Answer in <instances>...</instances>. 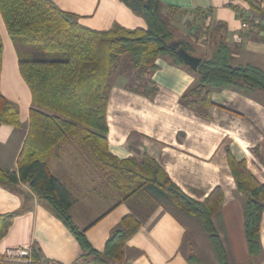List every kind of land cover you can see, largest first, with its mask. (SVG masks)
Returning a JSON list of instances; mask_svg holds the SVG:
<instances>
[{
  "label": "crops",
  "instance_id": "0c3cea01",
  "mask_svg": "<svg viewBox=\"0 0 264 264\" xmlns=\"http://www.w3.org/2000/svg\"><path fill=\"white\" fill-rule=\"evenodd\" d=\"M52 1L61 9L77 14L81 23L93 29L147 26L142 16L134 14L120 0ZM160 1L163 6L188 11L171 17L166 7L162 9L164 19L175 32L172 31L174 41L186 42L193 55L209 59L224 40L231 49L232 65L250 64L264 70V34L258 29H242L239 13L229 5L230 0ZM234 3L242 9L250 8L245 0ZM196 8L211 10L207 33L194 35L196 23H187L194 22ZM0 35L3 41L1 91L18 107L22 122L20 127L0 125V166L17 170L32 106L31 91L19 70V51L27 55L41 53L30 46L19 48L15 44L1 12ZM238 36L242 38L240 42ZM157 64L158 68L150 74L157 86L153 98L129 88L135 83L130 55H122L110 74L109 151L121 159L141 160L146 155L153 158L174 183L198 201L205 200L219 186L223 203L213 222L229 264H264V214L262 251L251 255L244 229L243 195L228 162L229 150L238 160H245L252 173L264 182V92L247 96L229 88L213 91V105L206 115H201L181 102L182 95L196 83L197 74L175 64L169 56H162ZM73 168L84 170L85 178L70 167L59 168L53 161L49 163L51 173H61L60 178L75 198L70 209L75 224L88 227L89 241L95 249L103 251L112 230L132 211L131 203L121 200L119 193L103 180L87 158L75 162ZM135 209L142 223L127 241L124 260L117 264H193L194 261L219 264L209 236L194 218L163 207L152 213ZM13 212L16 215L12 225L0 241V256L8 249L35 247L41 257L64 264H100L80 259L82 250L75 236L26 183L9 189L0 186V215ZM189 249L195 256L192 259L188 258L192 254ZM0 264L27 263L3 259Z\"/></svg>",
  "mask_w": 264,
  "mask_h": 264
},
{
  "label": "trees",
  "instance_id": "16d2710c",
  "mask_svg": "<svg viewBox=\"0 0 264 264\" xmlns=\"http://www.w3.org/2000/svg\"><path fill=\"white\" fill-rule=\"evenodd\" d=\"M131 11L142 16L146 27L127 28L115 25L107 30L90 28L79 21L77 14L61 9L52 0H0V12L9 35L17 46L39 50L35 54L19 51V70L27 83L32 106L29 128L17 158V170L0 166V186L12 188L28 184L46 207L72 232L81 247L80 259L100 264H117L125 258L127 241L139 230L141 215L132 210L109 235L105 248L99 251L87 237V229L78 227L70 213L75 198L62 178L51 173L49 162L60 158L64 145L74 144L91 161L105 182L113 187L122 201L152 213L158 207L186 214L201 225L209 236L219 264H229L225 247L213 222L221 209L223 191L218 186L203 201L188 196L167 172L151 157L121 159L109 151L107 107L109 76L122 55H130L135 69V83L129 88L153 98L157 92L150 74L158 68L157 60L169 56L177 65L195 72L198 79L181 97L183 105L206 115L213 105L211 93L225 88L247 96L264 92V70L250 64L230 63L231 49L224 40L209 59L201 58L197 68L186 65L174 41L170 23L161 15L163 7L174 14L187 10L163 6L160 0H120ZM230 0L240 18L246 12ZM264 21L261 9L252 0H245ZM211 10H194V35L207 33ZM210 21V17H209ZM192 54L189 45L178 41ZM38 56V57H35ZM3 41L0 35V125L22 126L18 107L1 91ZM228 162L238 190L243 195L244 229L251 255L261 247V222L264 214V182L228 150ZM16 213L0 215V241L7 234ZM32 256L41 258L33 247ZM190 254L189 259L194 258ZM3 257L0 256V262Z\"/></svg>",
  "mask_w": 264,
  "mask_h": 264
},
{
  "label": "built area",
  "instance_id": "2783aa9c",
  "mask_svg": "<svg viewBox=\"0 0 264 264\" xmlns=\"http://www.w3.org/2000/svg\"><path fill=\"white\" fill-rule=\"evenodd\" d=\"M261 9H264V0H252ZM246 12V11H245ZM209 18H207L206 24H209ZM241 28L242 29H258L264 34V21L257 17L256 14L246 12V17L241 18ZM240 42L242 40L241 36L237 37ZM32 249L29 247H19L8 249L2 256L3 259H9L14 261H24L27 264H64L56 260L47 259L41 257L40 259H35L32 256Z\"/></svg>",
  "mask_w": 264,
  "mask_h": 264
},
{
  "label": "rangeland",
  "instance_id": "374dc122",
  "mask_svg": "<svg viewBox=\"0 0 264 264\" xmlns=\"http://www.w3.org/2000/svg\"><path fill=\"white\" fill-rule=\"evenodd\" d=\"M244 11H248V12H250V13H254L255 14V12H254V10H253V8L252 7H250L249 9H243ZM161 15H162V17L163 18H165L164 17V15H163V10H161ZM173 31V30H172ZM174 32V31H173ZM175 33V32H174ZM33 49L35 48V47H32ZM35 57H38V56H35ZM39 57H41V56H39ZM77 146L76 145H74V144H65L64 145V151H63V154H62V156L60 157V158H57V159H52V160H50V161H53V163H54V165H57L58 164V166H59V168L60 167H62V168H66V166L67 167H70L71 168V170L72 171H78V174L79 175H81V178H85V176H84V173H85V171L84 170H78V169H76V170H74V168H73V165H74V163L75 162H78V161H81L82 160V158H86V156L83 154V153H81L80 152V150L79 149H77L76 148ZM55 160H57V161H55ZM50 163V162H49ZM69 169V168H68ZM70 170V169H69ZM60 171V170H59ZM95 171L96 172H98L97 170H96V168H95ZM58 177H62L61 176V173L59 172V174L57 173L56 174ZM85 183V182H84ZM110 186V185H109ZM111 187V186H110ZM111 188H113V187H111ZM115 190V189H114ZM118 193V192H117ZM117 200H118V198H117ZM116 200V201H117ZM135 205L133 204H131V209L132 210H135L136 211V209H135ZM189 252L190 253H192V250L191 249H189ZM193 264H197V261H194L193 262Z\"/></svg>",
  "mask_w": 264,
  "mask_h": 264
},
{
  "label": "water",
  "instance_id": "95a60500",
  "mask_svg": "<svg viewBox=\"0 0 264 264\" xmlns=\"http://www.w3.org/2000/svg\"><path fill=\"white\" fill-rule=\"evenodd\" d=\"M171 46L173 49L178 51L180 58L186 65L192 68H197L199 66L201 58L191 54L186 49L180 47V43L178 41L172 42Z\"/></svg>",
  "mask_w": 264,
  "mask_h": 264
}]
</instances>
